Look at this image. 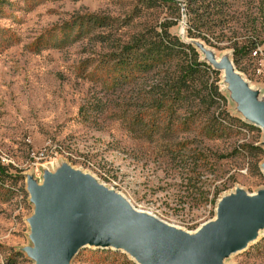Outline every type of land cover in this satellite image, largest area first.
Instances as JSON below:
<instances>
[{
    "label": "rangeland",
    "instance_id": "rangeland-1",
    "mask_svg": "<svg viewBox=\"0 0 264 264\" xmlns=\"http://www.w3.org/2000/svg\"><path fill=\"white\" fill-rule=\"evenodd\" d=\"M175 1L180 19L170 32L184 38L183 3ZM227 1L236 19L230 29L214 27V35L242 39L246 19L239 15L258 16L260 11L264 15V0ZM144 4V0H0V165L6 168L7 187L6 195H0V264L8 260L36 264L31 257L36 250V197L57 184L86 183L189 238L204 237L227 203L239 196L257 199L264 193V129L254 126L258 131L244 132L230 142L259 145L263 157L257 166L253 162L259 156L251 159L245 149L235 151L234 158L217 163L213 175L203 176L197 184L202 187L206 182L205 197L203 188L199 192L186 184L178 159L158 155L155 144L142 135L135 116V82L114 86L105 73L108 50L89 41L95 32L88 24L108 22L120 28L128 20L136 22L139 10L151 22L171 15L160 1L151 9ZM258 28L264 37V20ZM120 29L124 38L131 32ZM187 41L219 72L228 113L250 124L221 68L232 65L233 76L264 108V45L236 68L230 50ZM212 45L227 42L213 40ZM80 66L83 74L78 73ZM203 145L223 150L221 141ZM193 147L200 149L202 144L195 141ZM216 189L220 193L214 199ZM69 264L140 263L124 249L88 245ZM215 264H264V231Z\"/></svg>",
    "mask_w": 264,
    "mask_h": 264
},
{
    "label": "trees",
    "instance_id": "trees-1",
    "mask_svg": "<svg viewBox=\"0 0 264 264\" xmlns=\"http://www.w3.org/2000/svg\"><path fill=\"white\" fill-rule=\"evenodd\" d=\"M158 1L168 7L171 15L151 22L143 19L144 14L139 10L133 17L136 22L128 20L121 26L131 29L125 38V32H120L121 27L92 21L88 25L95 33L89 41L108 50L106 64H109V71L105 73L115 87L135 82V116L142 135L155 144L158 155L178 159L177 167L185 175L186 184L199 192L203 188L201 194L205 197L208 194L206 182L202 187L197 184L203 176L213 175L217 163L234 158V152L242 148L251 159L259 156L253 162L256 167L263 157V149L254 144L230 143L232 138L258 129L228 113L226 99L219 90V72L201 60L197 49L187 40H200L209 47L230 50L231 61L239 68L264 45V37L258 28L264 15L263 11L255 17L239 15L240 19H246L242 39L227 38L224 33L215 36L214 27L230 29L229 24L236 19L231 4L227 0H182L185 29L184 38H181L170 32L180 19L178 3L175 0H144L143 6L151 9ZM213 40L216 44L226 40L227 45H212ZM77 70L79 74L84 72L82 66ZM195 141L202 144V148L193 147ZM213 141H221L223 150L213 151L203 145ZM5 172L6 168L0 165V195H6ZM219 193L216 189L213 198L216 199ZM17 256L22 255L18 253ZM7 264L16 262L8 260Z\"/></svg>",
    "mask_w": 264,
    "mask_h": 264
},
{
    "label": "water",
    "instance_id": "water-1",
    "mask_svg": "<svg viewBox=\"0 0 264 264\" xmlns=\"http://www.w3.org/2000/svg\"><path fill=\"white\" fill-rule=\"evenodd\" d=\"M218 69V67H217ZM229 84L245 119L264 129V108L224 65ZM264 173V164H263ZM34 243L36 264H69L80 248L96 246L124 249L140 264H215L243 249L258 228L264 227V193L257 199L239 196L223 206L219 221L202 238L170 232L142 215H131L120 199L86 183L57 184L37 195Z\"/></svg>",
    "mask_w": 264,
    "mask_h": 264
},
{
    "label": "bare ground",
    "instance_id": "bare-ground-1",
    "mask_svg": "<svg viewBox=\"0 0 264 264\" xmlns=\"http://www.w3.org/2000/svg\"><path fill=\"white\" fill-rule=\"evenodd\" d=\"M131 212H132V216L133 215H135V217H137L138 215H143V214H141V213H139V212H134V211H132L131 210ZM139 217V216H138ZM153 222H155L156 224H160L161 225V223L160 222H157V221H153ZM261 231H264V227H261V228H258L257 229V231L255 232V234H254V236H253V238H252V241L258 236V234H259V232H261ZM188 236H191V235H189V234H187ZM186 237V236H185ZM137 261V260H136ZM138 262V261H137Z\"/></svg>",
    "mask_w": 264,
    "mask_h": 264
}]
</instances>
